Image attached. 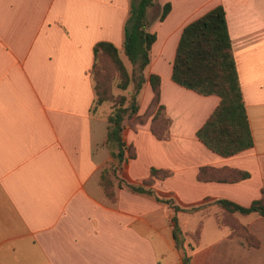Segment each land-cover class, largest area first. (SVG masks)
<instances>
[{
	"label": "crops",
	"instance_id": "crops-1",
	"mask_svg": "<svg viewBox=\"0 0 264 264\" xmlns=\"http://www.w3.org/2000/svg\"><path fill=\"white\" fill-rule=\"evenodd\" d=\"M130 1L0 0V264H183L185 254L187 264H264V216L236 213L257 247L229 237L215 216L218 199L248 206L263 196L264 0H154L159 11L149 30L156 40L145 74L160 78L170 135L157 139L149 122L128 128L124 137L136 156L120 178L140 183L151 168L170 175L155 179L154 196L116 180L110 201L99 185L110 159L109 111L104 103L93 108L91 66L98 41L122 51ZM219 5L253 138L251 147L231 156L212 151L196 135L219 97L171 79L183 27ZM151 98L146 80L138 114ZM201 167L235 168L248 177L200 181ZM156 196L201 208L174 212ZM175 224L182 247L173 236ZM199 224L196 243L187 234Z\"/></svg>",
	"mask_w": 264,
	"mask_h": 264
},
{
	"label": "trees",
	"instance_id": "trees-1",
	"mask_svg": "<svg viewBox=\"0 0 264 264\" xmlns=\"http://www.w3.org/2000/svg\"><path fill=\"white\" fill-rule=\"evenodd\" d=\"M153 5L154 0L130 1L129 15L124 23L122 52L132 66L131 71L120 56L121 50L113 43L98 41L93 46V108L104 102L110 103L106 116L105 143L110 159L99 177V185L110 201L116 198V180L126 183L133 192L154 196L152 185L155 179H164L170 175L168 170L151 168L149 177L140 183H127L120 178L127 161L136 156L135 148L128 144L124 137L128 128L135 130L137 126L149 122L150 130L157 139L166 140L170 135L171 119L160 103V78L157 74H145V68L151 59V47L156 40L155 33L149 30L148 19L149 8ZM169 9V3L163 6L161 20ZM171 79L199 94H215L219 97V103L196 132L199 140L209 149L222 156H231L253 145L222 6L208 10L183 27L175 49ZM146 80L150 84L152 98L145 111L138 114V95ZM113 85L123 91L130 86L129 94H114ZM246 177L247 172L229 167H201L197 174L200 181L235 182ZM156 198L168 204L174 212H194L201 208H182L172 197ZM215 204L219 209L215 214L218 226L226 227L229 237H239L248 246L257 247L258 239L237 218L236 213H257L264 216V189L263 196L253 200L248 206L223 198L216 200ZM173 220L176 222V219ZM200 229L201 224L192 233L196 243ZM180 234V229L175 224L173 236L177 245L182 247ZM188 259L185 254L183 264H187Z\"/></svg>",
	"mask_w": 264,
	"mask_h": 264
},
{
	"label": "rangeland",
	"instance_id": "rangeland-1",
	"mask_svg": "<svg viewBox=\"0 0 264 264\" xmlns=\"http://www.w3.org/2000/svg\"><path fill=\"white\" fill-rule=\"evenodd\" d=\"M158 9H157V7L154 5V6H152V7H150L149 8V12H148V19L150 20L151 18H154L157 14H158ZM120 56H121V58L123 59V61H124V63H125V65H126V67L128 68V70L129 71H131V69H132V66H131V64H130V62L127 60V58H126V56L124 55V53L121 51L120 52ZM129 91H130V86L126 89V90H120V89H118L115 85H113V92H114V94H118V93H126V94H129ZM103 104V103H102ZM101 105V104H100ZM104 106H107L108 107V111L110 110V103L109 102H104ZM97 107V106H96ZM95 107V108H96ZM194 232V230H192L191 232H190V237L193 239V240H195L194 239V237L192 236V233ZM188 235V234H187Z\"/></svg>",
	"mask_w": 264,
	"mask_h": 264
}]
</instances>
